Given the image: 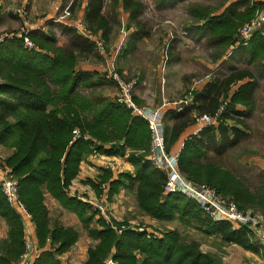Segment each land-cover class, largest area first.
<instances>
[{"label":"trees","instance_id":"obj_1","mask_svg":"<svg viewBox=\"0 0 264 264\" xmlns=\"http://www.w3.org/2000/svg\"><path fill=\"white\" fill-rule=\"evenodd\" d=\"M119 1L113 0L114 13L111 15L104 12L106 0H88L85 7L82 21L93 36L105 43L106 53L107 42L115 30L113 16L118 15ZM229 1L222 0L215 8L192 6L190 11L193 22L201 23V28L212 34L210 44L224 49L235 44L238 28L253 19L255 12L264 6L261 0L228 4ZM122 2L123 10L135 18L138 4L134 0ZM63 30L70 37L69 43L63 46L58 45L52 29L48 33L30 34L39 51L25 49L23 40L18 38L6 39L0 44V146L13 151L3 163L19 181L21 202L36 226L38 248L50 245L49 250L39 254L34 264H62L59 257L71 251L80 239L76 228L65 226L59 217H51L46 204L47 195L74 214L88 237L97 242L88 249L85 264H107L109 260L116 264H225L218 255L203 252L200 243L187 242L176 229L158 235L147 230L137 231L128 222L113 221L119 229L126 227L119 234L100 210L78 196H72L70 187L81 172L82 162L93 154L94 149L107 157L125 158L134 168L133 173L116 174L103 168L96 182H85L97 195L102 194V186L106 185L108 201H112L122 189H127L134 193L139 211L153 220L160 223L176 220L196 222L200 225L196 227L206 236H220L224 243L261 255L264 246L254 242L249 230L233 229L227 222H214L184 195L164 193L166 175L147 157L150 147L148 124L141 118L132 117L127 109L113 100L96 93V88L108 81L96 71L80 68L81 61L98 50L96 42L71 26H63ZM263 32L258 31L249 41L253 62L261 57ZM246 76V72L232 74L224 81L225 91ZM251 87L239 95L249 98L250 94L246 93ZM239 95L226 105L224 120L234 111L233 104L240 100ZM223 105L224 101L216 100L212 115ZM191 107L193 105L186 108ZM182 113L174 110L166 113L175 120L172 128L166 127L169 152L189 124L184 116H179ZM75 129L81 133V138L76 140L73 135ZM195 149L194 138H191L180 152L181 173L196 183L215 187L240 208H246L240 202L243 198L241 192L235 189L228 191L232 184H227L226 178L212 170L210 164L201 163L202 157ZM250 200L264 208V198L250 197ZM0 219L5 220L9 227L8 238L0 241V264H18L25 252L24 224L21 216L7 202L1 187Z\"/></svg>","mask_w":264,"mask_h":264},{"label":"crops","instance_id":"obj_2","mask_svg":"<svg viewBox=\"0 0 264 264\" xmlns=\"http://www.w3.org/2000/svg\"><path fill=\"white\" fill-rule=\"evenodd\" d=\"M237 1L242 0H230L228 4ZM261 1L264 2V0ZM261 11H264V6L261 8ZM220 12L216 13V15ZM84 14L85 7L83 5L79 14L80 19L83 20ZM6 19L3 15L0 21V31L5 30L4 27L6 26L14 25L13 23L4 21ZM54 26L51 25L50 27L57 32L56 29L58 28L56 27L59 26ZM201 27V23L194 22L187 32L180 33L174 37L170 48V60L164 70H162V60L167 39H162L157 35L152 36L148 30L144 34H141L139 29L132 30L129 34L128 44L122 49V44L116 42L118 40V31L115 29L110 35V40L107 42L108 53L103 58L108 59L109 63H111L113 59L117 61L118 55L121 53L119 57V66L121 68L122 57H130L132 51L136 52L138 47L146 46V41H151L152 43H148V45H152L153 53L151 55L155 59V67L153 68L154 77L152 81H149V79L141 76L134 91L135 101L140 105L161 106L164 102H171L168 100H172L179 97L185 91H189L192 83H194L196 88L193 92V107L189 109L185 108L183 113L179 115L184 116L189 121V124L181 131L177 142L171 148V152L181 151L186 142L194 138L195 151L202 157L201 163L210 164L212 170H217L220 175L222 174L226 178L227 184H232V188H228L230 186H227L228 191L229 189H235L241 192L240 194L243 195V198L240 202L246 205L244 209L263 211V206L251 203L250 197H264V47L261 43V57L259 56L258 60L253 62L249 50L250 42L243 45L236 41L235 44L226 49L213 46L207 42L210 32L203 30ZM64 33L66 32L64 31ZM184 33L187 36H184ZM261 36L264 37V32L261 33ZM56 39L59 45L58 38L56 37ZM69 40L67 41L68 43ZM67 42L65 45L68 44ZM112 42L114 43L112 44ZM255 46H257V42ZM203 48L209 49L207 56H203ZM97 66L99 65L92 64L90 66H80V68L84 71H96L99 73L100 70L96 68ZM237 72H246L248 76L235 81L225 91L224 81ZM109 87L107 82H104L95 91L99 92L98 95L101 94L109 100H113L112 96L115 93H112ZM250 87V91L246 93L247 95L250 94L249 98L239 95L244 89ZM237 95H239L240 100L233 104L234 111L229 113V117L225 119L222 125L214 127L197 121L198 116L212 115L216 109V100L224 101V105L226 106L232 103L233 98ZM165 124L167 128H172L175 120L166 116ZM12 152L11 149L0 146V157L7 158ZM120 159L124 163L123 165H125L126 172L133 173V166L125 158ZM103 168L104 162L101 158L93 155L87 157L81 164V172L70 187V193L72 196L76 195L81 200L89 202L94 209L100 210L101 214L105 217L104 210L99 203L106 204L110 202L112 206L116 204L117 198L124 196L128 190L122 189L112 201H108V188L106 185H103L102 194L97 195L96 191L90 185L85 184V182L87 180L96 182ZM48 199H50L55 207H58L59 211L64 210L49 195H47L46 201ZM22 217V221L24 220V230L38 244L36 226L33 220H29L25 214ZM147 218L153 220L150 217ZM115 222L124 223V221L121 222L117 219H115ZM8 231L9 227L6 221L0 219V241L8 238ZM213 237L217 241H222L220 236H210L211 239ZM76 245L71 251L59 257L62 264L86 263L88 251L85 254L82 250L76 251ZM229 245L243 251L242 256L245 258V261L241 262V264H248V260L249 264H253V258L259 260L260 264H264V251H261V255H257L235 244ZM49 249L50 245H47L44 249H39L37 251L38 256L33 260V264L42 251ZM250 260L252 261L250 262ZM231 263L235 264L234 261Z\"/></svg>","mask_w":264,"mask_h":264},{"label":"rangeland","instance_id":"obj_3","mask_svg":"<svg viewBox=\"0 0 264 264\" xmlns=\"http://www.w3.org/2000/svg\"><path fill=\"white\" fill-rule=\"evenodd\" d=\"M75 1H77L76 5L75 4L73 5ZM87 1L88 0H0V21L4 15L5 18H7L4 21H8L15 25V26L11 25L4 27L5 30L0 31V34L15 32L20 28L21 20L17 16H15L14 11L24 6L28 10L29 21H31V23L35 24V23H39L42 19H50L48 22L49 27L51 25L52 26L55 25V26H59L62 29L63 32L60 31L61 29L59 27H56L58 28L56 29L57 32H55L54 29L53 30L55 32V36L57 35L56 37L58 38L59 45L63 46L70 38L69 35L64 33L63 26L66 25L70 26L71 23H73L74 21H80V20L82 21V19H80L79 14L81 12L83 5L84 7L87 6L86 4ZM134 2L138 4L139 8L136 12L135 18H131L129 12H125L122 8V3H123L122 0L119 1V5L116 8V12L118 15L113 16L114 19L116 20L115 29L116 31H118V40L116 42L122 44L121 47L122 49H124V47L128 44V40L130 37L129 34L134 29H139V31H141L140 32L141 34H144L145 31L148 30L149 33L151 32L152 36L157 35L162 39H167L169 52H167V56H166L165 53H166V49L168 48L167 46H164L165 53L163 51V60H162L163 61L162 70H164L167 67V64L169 63L170 60V48L174 40V37L180 33L187 32L188 29L192 27L194 23L193 18L190 15L191 7L208 6L215 8L222 2V0H174V1L173 0L172 1L134 0ZM112 7H113V0H106V9L104 11L106 15L107 14L111 15V13L112 14L114 13ZM66 8H69V12L71 13V15L64 17ZM259 14H261L260 10L255 12L254 17ZM248 22L249 21L245 22L243 25H245ZM243 25H241L238 28L237 33ZM49 30H51V27L50 29L48 28L47 31L49 32ZM172 36H173V40H169ZM184 36H187L186 33H184ZM211 37L212 34L209 35L207 42L210 43ZM99 41L102 40L99 39ZM113 43L114 42H112V44ZM148 43L151 44L152 42L146 41V46L138 47L136 52L132 51L130 57H122L123 59H121V68L119 66L120 65L119 57L121 53L118 55V60L116 61V69L125 81L138 80L139 82L141 76L143 78L149 79V81L153 80L154 77L153 68L155 67V59L154 56L151 55V53H153L152 45H148ZM202 53L203 56H207L209 54V49L203 48ZM87 57L88 58L83 59L81 61L80 66H86V65L90 66L92 64L99 65L96 68L100 70L99 74L103 77L104 71H106L108 68L109 60L103 58V56L100 54L98 50L96 52L94 51L93 53L88 54ZM166 57L167 60L165 61ZM107 84L108 86H110L109 90H111L112 93L116 94L118 92V87L116 83L108 81ZM193 85L194 83H192L191 87H193ZM187 94L188 91H185L179 97H176L168 101L171 102L178 101L183 97H185ZM140 106L151 107V108L158 107V106H150V105H140ZM5 159L6 158L0 157V165L2 167L5 166V164L3 163ZM123 164L124 163L122 161L119 162L118 168L121 173L126 172L125 165ZM211 187L216 189L213 186ZM46 204L50 209L52 218L55 219L59 217L63 224L67 225L68 227L76 228L80 233V239L76 245V251L82 250L85 254L90 247L97 244L96 241L88 237V234L85 231L84 227L80 224L78 218L74 214L69 213L67 210L59 211L58 207H55L50 201V199L46 201ZM99 204L104 210L103 213L105 215V218H107L112 223L113 221H115V219H117L118 221L121 222L123 221L128 222V224L132 226V228L134 229H138L139 227H144L145 230H147L148 232L150 233L155 232L158 233V235H160L163 232L176 229L181 232L183 238L187 242L196 241L200 243L201 249L204 252H210L218 255L219 257L224 259L223 261L225 264L226 263L233 264L231 263L233 261L235 262V264H241V262L245 261V258L242 256L243 251L241 249L231 247V245L223 243L222 241H217L215 240L214 237L213 239H211L209 236H206L200 229L196 227L198 226L196 222L186 223L180 220H176L174 222L160 223L156 221L154 222V220H150L139 211L137 207L136 198L133 192L126 191L125 195L122 197H118L116 204L112 206L110 205V202L106 204L105 203H99ZM25 209L29 213L26 206ZM256 212L258 214H264V210L256 211ZM253 240L254 242L259 243L258 240L255 239ZM259 244L261 245V243ZM251 261L252 260H250V262ZM247 263L249 264V260L247 261ZM253 264H260V262L259 260L257 259L255 260L253 258Z\"/></svg>","mask_w":264,"mask_h":264},{"label":"built area","instance_id":"obj_4","mask_svg":"<svg viewBox=\"0 0 264 264\" xmlns=\"http://www.w3.org/2000/svg\"><path fill=\"white\" fill-rule=\"evenodd\" d=\"M261 11V10H260ZM15 16L21 20L20 28L15 32H8L0 35V44L6 39H22L24 48L30 51H39V47L30 39L32 32L46 33L49 26L50 19H42L39 23H31L29 21V14L26 7H20L14 11ZM69 8L65 10V16H70ZM79 34L94 40L97 44V49L102 56H106L104 42L93 36L87 29L83 21H74L71 23ZM264 30V11L255 16L248 23L243 25L236 35V39L240 44H247L251 38L258 31ZM173 40V36L169 39ZM168 44V43H167ZM166 44L167 48L169 46ZM168 49H166V56ZM167 60V57L165 61ZM103 78L106 81L114 82L117 84L118 92L113 97L114 103L120 105L130 112L132 117L143 119L149 127L151 146L147 157L149 161L166 175L164 184V193L174 194L179 193L194 201L202 210L204 215L214 222H227L233 226V229H247L249 230L253 239L258 240L259 243L264 245V214H258L256 211L249 209H242L231 198L224 197L216 189L207 184H199L187 178L181 173L179 169L180 150L176 152H169L167 150L166 142V113L169 110H174L181 113L186 107L194 104L193 92L196 85L191 87L188 94L182 99L174 102H164L161 106L156 108L140 106L135 101L134 90L138 84V80L125 81L116 69V59L108 63V68L103 73ZM226 106L223 105L214 115H206L197 117V121L204 122L207 125L219 126L224 123L223 115ZM74 140L81 138L79 129L73 131ZM88 139V137H85ZM93 156L101 158L104 162V168L114 173L119 171L120 158L107 157L100 154L97 150H93ZM0 187L7 202L21 217L23 214L29 220H33L31 214L27 212L24 204L21 202L19 193V181L14 178L9 171L0 165ZM23 219V217H22ZM106 221L110 224L115 231L121 234L126 227L119 229L114 226L107 218ZM24 223V220H23ZM134 229V228H133ZM137 231H146L144 227L135 229ZM25 231V252L21 257L18 264H33V260L38 256V244L27 234ZM107 264H116L109 260Z\"/></svg>","mask_w":264,"mask_h":264}]
</instances>
